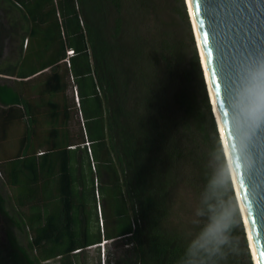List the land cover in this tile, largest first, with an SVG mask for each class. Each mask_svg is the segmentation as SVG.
I'll return each instance as SVG.
<instances>
[{"label": "trees", "instance_id": "1", "mask_svg": "<svg viewBox=\"0 0 264 264\" xmlns=\"http://www.w3.org/2000/svg\"><path fill=\"white\" fill-rule=\"evenodd\" d=\"M195 43L185 0H0L22 264H254Z\"/></svg>", "mask_w": 264, "mask_h": 264}, {"label": "water", "instance_id": "2", "mask_svg": "<svg viewBox=\"0 0 264 264\" xmlns=\"http://www.w3.org/2000/svg\"><path fill=\"white\" fill-rule=\"evenodd\" d=\"M185 2L252 260L246 220L264 264V0Z\"/></svg>", "mask_w": 264, "mask_h": 264}, {"label": "rangeland", "instance_id": "3", "mask_svg": "<svg viewBox=\"0 0 264 264\" xmlns=\"http://www.w3.org/2000/svg\"><path fill=\"white\" fill-rule=\"evenodd\" d=\"M17 43L18 41L11 45H6L3 55L4 59L8 58L14 61L18 58L14 49ZM11 79L12 78L0 75V83L3 85L2 92L4 91L2 95L7 99H10L14 92L13 83L10 82L13 80ZM28 241L29 236L27 229L19 221L16 207L12 199V192L0 178V264H22L24 261L23 259L31 258L33 252L28 246ZM113 247V244L100 246L101 258L104 249L106 253L107 251L113 253ZM96 251V248H92L86 253L85 261L87 264L96 263ZM46 264H60V262L58 260H53ZM101 264H103L102 261Z\"/></svg>", "mask_w": 264, "mask_h": 264}, {"label": "bare ground", "instance_id": "4", "mask_svg": "<svg viewBox=\"0 0 264 264\" xmlns=\"http://www.w3.org/2000/svg\"><path fill=\"white\" fill-rule=\"evenodd\" d=\"M187 1H188V3H190V0H187ZM190 10H191L190 12H191V15H192V18H193V22H194V25H195V21H194V16H193V13H192L191 5H190ZM195 28H196V32L198 34L197 27L195 26ZM198 41H199V46H200V49H201V52H202L203 64H204V66L206 68L205 60H204V57H203V51H202V47H201V43H200L199 37H198ZM213 102H214V110H215V113L217 115L218 121H220L219 115H218V111H217V108H216V105H215V101H213ZM227 153H228V151H227ZM228 156H229V154H228ZM229 161H230V157H229ZM230 164H232L231 161H230ZM231 168L233 170V167H231ZM232 172H233V178H234V180L236 182L235 175H234V171H232ZM238 194H239V192H238ZM239 197H240V195H239ZM243 213H244V216L246 218L244 209H243ZM246 224H247V229H248V234H249V240H250L251 249H252V252L254 254V259H255V262H256L255 264H258V259H257V255H256V252H255V247H254V243H253V238H252L251 230H250V227L248 225V221L247 220H246Z\"/></svg>", "mask_w": 264, "mask_h": 264}, {"label": "built area", "instance_id": "5", "mask_svg": "<svg viewBox=\"0 0 264 264\" xmlns=\"http://www.w3.org/2000/svg\"><path fill=\"white\" fill-rule=\"evenodd\" d=\"M67 53H68V55H71L72 54V51H68Z\"/></svg>", "mask_w": 264, "mask_h": 264}]
</instances>
